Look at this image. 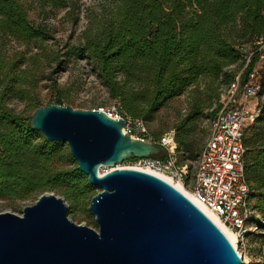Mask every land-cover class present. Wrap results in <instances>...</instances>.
<instances>
[{
    "label": "trees",
    "instance_id": "trees-1",
    "mask_svg": "<svg viewBox=\"0 0 264 264\" xmlns=\"http://www.w3.org/2000/svg\"><path fill=\"white\" fill-rule=\"evenodd\" d=\"M27 11L19 0H0V32L26 44L52 38L29 21ZM259 35L264 36V0H115L83 31L81 44L71 45L64 54L67 60L74 56L92 63L108 95L120 101L121 113L146 122L193 88L189 111L175 127L176 151L182 150L177 162L183 164L202 148L193 134L200 131L197 120L211 107L212 98L218 102L219 91L237 73L241 83L245 81L256 56L243 69V45ZM37 57L30 63L23 54L8 57L0 51V198H37L54 191L64 197L70 213L89 214L97 187L76 169L63 142L47 139L30 126L31 115L23 116L7 103L16 97L26 100L32 112L41 106L34 99L41 64ZM262 78L258 114L243 135V159L254 211L247 225L264 228L255 217L259 213L264 219V64ZM50 80L49 85L59 89L56 79ZM62 98L47 105L62 104ZM220 106L218 102L210 116ZM155 156L165 158L166 153Z\"/></svg>",
    "mask_w": 264,
    "mask_h": 264
},
{
    "label": "water",
    "instance_id": "water-1",
    "mask_svg": "<svg viewBox=\"0 0 264 264\" xmlns=\"http://www.w3.org/2000/svg\"><path fill=\"white\" fill-rule=\"evenodd\" d=\"M125 119L98 108L52 102L30 126L67 143L76 169L100 188L89 200L97 229L68 217V204L44 191L22 214L0 212V264H242L222 229L163 177L132 166L162 147L123 132Z\"/></svg>",
    "mask_w": 264,
    "mask_h": 264
},
{
    "label": "rangeland",
    "instance_id": "rangeland-1",
    "mask_svg": "<svg viewBox=\"0 0 264 264\" xmlns=\"http://www.w3.org/2000/svg\"><path fill=\"white\" fill-rule=\"evenodd\" d=\"M27 8L29 21L45 29L52 38L45 41H32L28 44L15 40L9 35L0 32V51L8 57L23 54L28 61H33V56L38 55L40 60L39 78L34 99L39 105H47L50 100H59L64 95L62 102L73 108L89 109L109 106L112 98L108 95L105 87L100 82L96 69L92 63L85 58L72 56L69 60L65 58L64 51L71 45H80L82 33L90 22L105 14L113 5L115 0H19ZM251 43L243 45V51H248ZM46 53V54H43ZM44 55V56H43ZM57 57L59 63L49 62L48 58ZM35 58V57H34ZM233 67V66H232ZM50 79H56L59 89L52 88ZM203 88V85L201 86ZM193 88L171 99L156 114L152 121L147 122L151 133L158 138L160 134L172 127H177L179 121L188 113L194 92ZM260 99V97H259ZM8 105L23 116H30L32 109L28 107L27 101L11 97L7 100ZM218 102L212 98L211 107L204 109V114L197 120L200 131L194 133L197 144H203L209 128L210 111L217 109ZM179 131V129H177ZM63 150L69 151L68 144L64 143ZM182 150L176 151V157ZM160 153H164L162 148ZM198 156V155H197ZM188 160L190 174L194 170L196 158ZM135 160L122 161L112 166L99 167L100 172L117 166H135ZM191 177L188 179L190 182ZM186 187V186H185ZM188 188V187H187ZM100 188L97 187V190ZM189 189V188H188ZM36 198L26 199H3L0 198V212H13L22 214L26 205L34 203ZM89 205V204H88ZM68 217L77 223L86 224L97 229L94 214H72L68 209ZM261 222L264 219L260 214H255ZM237 251L240 254L242 264H264V228L259 225H249L248 232L236 241Z\"/></svg>",
    "mask_w": 264,
    "mask_h": 264
},
{
    "label": "built area",
    "instance_id": "built-area-1",
    "mask_svg": "<svg viewBox=\"0 0 264 264\" xmlns=\"http://www.w3.org/2000/svg\"><path fill=\"white\" fill-rule=\"evenodd\" d=\"M253 56H256V61L247 72L245 81L241 83L239 72L219 91L218 102L221 106L209 119L208 133L190 176L187 163L177 162L175 127L163 131L156 138L146 121L121 113L118 99L112 100L109 106L98 107L110 117L125 119L124 133L156 143L164 149L165 158H137L135 166L143 170L152 168L188 187L197 202L206 208L204 210L217 215L235 232L238 241L245 236L249 226L247 220L254 213L248 199L249 187L244 172L243 135L258 114L264 64L263 35L255 37L250 49L245 52L243 69Z\"/></svg>",
    "mask_w": 264,
    "mask_h": 264
},
{
    "label": "bare ground",
    "instance_id": "bare-ground-1",
    "mask_svg": "<svg viewBox=\"0 0 264 264\" xmlns=\"http://www.w3.org/2000/svg\"><path fill=\"white\" fill-rule=\"evenodd\" d=\"M132 167H136L138 168L137 166H132ZM148 171H151V172H154V173H157L158 175H161L162 177H164L165 179H167L168 181H170L171 183H173L178 189H180L185 195H187L192 201H194L197 205H199L203 210L206 209V208H203L201 206V204H199L196 200V198L194 197L193 193L191 192L190 189H188L187 187H185V185H183L182 183L178 182V181H175L174 179L168 177L167 175H165L164 173H161L157 170H154L152 168H144ZM99 173H102L99 171ZM207 215L222 229V231L227 235V237L230 239L231 243L233 245H237L236 244V241H237V236L235 234V232L227 225L225 224L222 220H220V218L215 215L214 213H212L211 211L209 210H204ZM237 247V246H236ZM238 249V248H237Z\"/></svg>",
    "mask_w": 264,
    "mask_h": 264
}]
</instances>
